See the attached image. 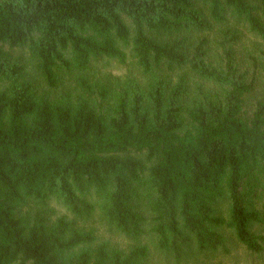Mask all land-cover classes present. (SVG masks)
<instances>
[{
    "label": "trees",
    "instance_id": "16d2710c",
    "mask_svg": "<svg viewBox=\"0 0 264 264\" xmlns=\"http://www.w3.org/2000/svg\"><path fill=\"white\" fill-rule=\"evenodd\" d=\"M263 224L264 0H0V264H150L147 238L181 260L228 232L261 254Z\"/></svg>",
    "mask_w": 264,
    "mask_h": 264
},
{
    "label": "rangeland",
    "instance_id": "374dc122",
    "mask_svg": "<svg viewBox=\"0 0 264 264\" xmlns=\"http://www.w3.org/2000/svg\"><path fill=\"white\" fill-rule=\"evenodd\" d=\"M240 39L237 41L235 47L236 58L245 66L249 65V59L253 55L259 56L258 50L262 46L263 40L254 33L247 30V27L242 24L237 26ZM217 30V29H215ZM218 32L212 31L211 37L215 40L218 37ZM216 49V47L214 48ZM221 53V50H218ZM216 52V51H215ZM214 60H219L216 55ZM134 60L131 56L128 57L127 64H122L117 60L105 59L97 63L99 74L97 79H103L107 82L110 81L115 87L116 84L129 75L134 69ZM65 84H74L73 77L67 76ZM258 207L263 206V201L257 203ZM51 206L56 210L58 216L68 215L71 216L69 211L61 204L53 201ZM88 228L95 230V234L99 242H108L112 246L127 249L133 245L123 235L119 234L115 230L107 227L104 223H101L99 217L95 216L93 220L87 223ZM255 230L264 234V224L255 227ZM228 251L218 250L217 252H210L201 254L195 249L193 252L183 256L181 260H177L174 256L162 253L157 248V242L153 238H147L144 242L149 244L151 249L150 264H264V252L261 254H254L247 250L237 238L230 232Z\"/></svg>",
    "mask_w": 264,
    "mask_h": 264
}]
</instances>
